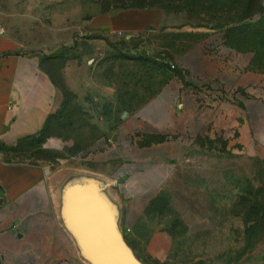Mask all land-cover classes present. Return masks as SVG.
<instances>
[{
	"label": "rangeland",
	"instance_id": "rangeland-1",
	"mask_svg": "<svg viewBox=\"0 0 264 264\" xmlns=\"http://www.w3.org/2000/svg\"><path fill=\"white\" fill-rule=\"evenodd\" d=\"M122 1L0 0L4 31L19 38L22 49L37 45L39 54H54L42 58V65L66 90H56L50 129L36 152L0 150V160L47 165L66 179L76 175L92 143L124 123L128 112L179 69V54L193 43L197 62L198 43L218 33L224 50L204 46L205 69L256 72V90L245 85L244 102L239 101L255 138L247 135L239 142L230 127L224 138L230 140L228 148L214 139L207 148L187 151L134 227L123 221L119 226L145 264H264V239H247L237 204L246 190L256 188L264 158V0L112 7ZM50 36L53 41L34 40ZM62 69H69L71 85ZM15 140L0 136L6 144Z\"/></svg>",
	"mask_w": 264,
	"mask_h": 264
},
{
	"label": "crops",
	"instance_id": "crops-1",
	"mask_svg": "<svg viewBox=\"0 0 264 264\" xmlns=\"http://www.w3.org/2000/svg\"><path fill=\"white\" fill-rule=\"evenodd\" d=\"M111 18L117 19L113 14ZM68 21L67 12L62 25ZM221 40L218 33L202 39L197 62L193 43L180 53L179 69L128 112L124 123L107 129L84 156L77 174L106 182L105 191L119 209L118 220L127 227L142 218L187 151L207 148V141L214 139L228 148L230 140L224 138L230 127L239 142L247 135L255 138L256 129L239 101L245 85L256 90V72L217 65L205 69L204 46L220 52ZM21 46L22 41L0 25V136L17 138L38 131L54 108L57 88L41 65L44 51L39 54L37 45L29 51ZM62 71L71 85L69 69ZM65 179L47 165L0 160V264H90L61 219Z\"/></svg>",
	"mask_w": 264,
	"mask_h": 264
},
{
	"label": "water",
	"instance_id": "water-1",
	"mask_svg": "<svg viewBox=\"0 0 264 264\" xmlns=\"http://www.w3.org/2000/svg\"><path fill=\"white\" fill-rule=\"evenodd\" d=\"M105 185L100 178L80 173L64 181L60 215L65 227L90 264H145L122 233L118 206Z\"/></svg>",
	"mask_w": 264,
	"mask_h": 264
},
{
	"label": "trees",
	"instance_id": "trees-1",
	"mask_svg": "<svg viewBox=\"0 0 264 264\" xmlns=\"http://www.w3.org/2000/svg\"><path fill=\"white\" fill-rule=\"evenodd\" d=\"M172 0H140L138 2H130L127 0L122 3H114L112 7H146V6H166ZM232 25L227 26V31L233 32ZM91 37H100V35H91ZM54 54L45 55L41 57H53ZM56 88H61L63 91L65 87L62 79L57 80L54 75L48 70ZM68 93V92H67ZM145 99V98H144ZM53 113L50 112L43 124V126L34 133L23 134L18 136L13 144H6L0 141V150H15L20 152L35 153L36 147L45 139L50 129V122H52ZM259 169H257V185L254 191L252 189L246 190V195H241L237 204L241 206L243 211V221L245 225V234L248 240L257 241L264 239V158L260 161ZM156 197V196H155ZM154 197V198H155ZM153 198V199H154ZM152 201V199H151ZM150 201V203H151ZM136 254V253H135Z\"/></svg>",
	"mask_w": 264,
	"mask_h": 264
}]
</instances>
